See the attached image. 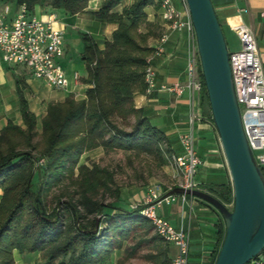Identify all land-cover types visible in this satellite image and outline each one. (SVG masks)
<instances>
[{
    "label": "trees",
    "instance_id": "16d2710c",
    "mask_svg": "<svg viewBox=\"0 0 264 264\" xmlns=\"http://www.w3.org/2000/svg\"><path fill=\"white\" fill-rule=\"evenodd\" d=\"M89 1L17 0L31 11L41 5L63 8L70 14L85 12ZM122 1L106 0L94 13L97 18L118 25L104 48L90 34L83 35L87 75L81 77V82L90 85L86 97L78 100L70 94L63 102L49 103L41 131L24 93L27 85L24 80H17L25 126L9 121L0 133V264H15V250L42 252L45 264H101L115 250L122 249L138 227L150 224L154 229L141 213L143 205L134 209L115 205L120 189L109 169L96 163L78 165L81 154L96 147L162 156L163 144L169 141L165 132L154 126L135 104V95L148 87L147 59L155 51L147 43L150 33L140 32L139 27L147 20V7L160 9V0H135L115 11ZM201 105L203 114L214 123L206 88ZM167 151L172 153L171 148ZM40 166L42 181L34 189ZM67 176L72 178L68 179L70 186H64L56 195L54 206H50V191L65 184ZM211 190L227 206L234 204L232 184ZM109 196H115V200L110 201ZM225 233L223 217L220 240L211 254L212 264ZM145 240L166 243L152 256H163L160 264H172L169 242L157 233Z\"/></svg>",
    "mask_w": 264,
    "mask_h": 264
},
{
    "label": "crops",
    "instance_id": "0c3cea01",
    "mask_svg": "<svg viewBox=\"0 0 264 264\" xmlns=\"http://www.w3.org/2000/svg\"><path fill=\"white\" fill-rule=\"evenodd\" d=\"M103 1L90 0L86 11L77 14H70L65 10L61 21L57 17L56 25L64 30L69 25L75 28L87 25L88 33L100 48H104L105 42L111 39L113 31L118 25L95 16L94 13L101 8ZM133 2V0H124L122 8L131 5ZM175 2L180 5V0H175ZM213 2L221 23L228 26L235 35L237 34L231 26L238 21L252 27L257 37L264 67V0H213ZM19 5L15 10L10 8V13L7 15L9 20L16 14ZM6 6L10 7L8 0H0V14ZM38 8L42 10L41 17L44 19H47L50 13L56 14L52 11L54 8L50 6L38 5ZM244 8L248 11H243ZM151 9L152 6L147 7L148 15H151ZM33 12L36 14L35 9ZM159 45L160 39L151 41V46L155 48V51L149 56L157 72L156 87L152 91L146 89L144 92H138L135 95V104L144 110L145 115L154 126L165 132L172 148L175 152H179L181 150L180 135L191 130L189 123L190 101L187 94L178 97L174 93L161 90L159 86L164 82H184L186 80L185 71L191 45L186 32L176 31L171 33L170 39L164 44L165 51L163 53L156 51ZM23 75H25L26 79L24 80L27 85L24 93L32 111L38 117L39 125L47 113L49 103L63 102L70 95L63 89L49 86L39 87L33 81L32 78L34 77L31 73L25 72L23 74V70L18 69L16 65H10L0 60V133L9 121L25 126L17 90V80L19 78L23 81ZM83 86L86 87L83 95L85 98L86 90L90 85L82 83L78 91H81ZM199 101L202 118L195 127L194 134L202 164L197 173V180L201 182L203 190L213 194L211 192L213 187L221 184H232L231 175L219 133L214 123L203 114L201 98ZM1 194L0 190V200ZM161 205L163 206L162 214L157 210L160 216L169 220L174 226L184 225L189 228L191 257L196 256L200 264H210L212 261L211 254L220 240L219 230L223 223V217L219 211L197 197L187 198L185 195H175V198L170 202L164 201ZM169 248V255L173 261L177 248L172 243H169ZM14 256L15 264H38L37 255L31 256L26 252L15 250Z\"/></svg>",
    "mask_w": 264,
    "mask_h": 264
},
{
    "label": "built area",
    "instance_id": "2783aa9c",
    "mask_svg": "<svg viewBox=\"0 0 264 264\" xmlns=\"http://www.w3.org/2000/svg\"><path fill=\"white\" fill-rule=\"evenodd\" d=\"M242 10L248 11L246 8ZM160 11L165 30L156 51L158 53L165 51L164 44L175 31L186 32L191 45L186 64V80L164 82L159 86L161 90L174 93L178 97L187 94L190 101L191 130L180 135L181 150L171 156L172 164L179 176L177 186L203 190L201 182L197 180L202 158L196 148L194 129L202 118L199 99L206 86L195 27L187 0H180V5H177L175 0H160ZM9 13L10 7L6 6L0 14V60L10 65L25 66L34 78L43 80L51 88L77 94L82 84L81 75L75 72L70 76L61 62L65 54V30L56 25V14L50 13L48 18L44 19L29 10L25 4L19 5L16 14L10 20L7 18ZM231 28L240 41V48L230 51L236 97L249 145L257 163L264 171V67L261 53L252 27L238 21L232 24ZM156 77V69L148 57L145 74L148 91L156 87ZM40 163L42 164L43 160ZM165 192L161 184L149 185L144 201L140 204L144 206L141 213L152 222L157 234L176 246L177 251L172 264H190L189 228L184 225L174 226L157 213L158 207L164 201L170 202L175 198V195L165 196ZM247 264H264V249Z\"/></svg>",
    "mask_w": 264,
    "mask_h": 264
},
{
    "label": "water",
    "instance_id": "95a60500",
    "mask_svg": "<svg viewBox=\"0 0 264 264\" xmlns=\"http://www.w3.org/2000/svg\"><path fill=\"white\" fill-rule=\"evenodd\" d=\"M201 69L231 175L234 205L205 190L172 188L165 196L192 195L223 215L226 233L214 264H247L264 249V171L249 145L236 97L228 42L213 0H187Z\"/></svg>",
    "mask_w": 264,
    "mask_h": 264
},
{
    "label": "rangeland",
    "instance_id": "374dc122",
    "mask_svg": "<svg viewBox=\"0 0 264 264\" xmlns=\"http://www.w3.org/2000/svg\"><path fill=\"white\" fill-rule=\"evenodd\" d=\"M105 1L106 0H104L103 3ZM123 1L114 9L115 11H120L122 9ZM8 4L12 10H15L18 2L17 0H8ZM35 11L37 16L41 17L42 10L38 8V5L35 6ZM52 11L56 12L60 21L63 19L65 9L54 8ZM159 11L160 9L152 7L151 15H148L147 20L139 27L140 32L150 33L151 36L147 41L149 45H151V41L159 40L161 34L165 30L164 22ZM148 23H152V25H149ZM86 26L87 25H81L79 28H75L72 27V25H69L65 30V54L62 57L61 62L64 65L66 71L69 72L70 76H72L75 72L79 73L81 76L87 75V66L83 60V35L88 33V27ZM222 27L228 42L229 50L233 51L235 49H239L240 41L237 35L230 31L228 26L222 24ZM16 66L21 71L23 70V74L25 72L30 73V71L25 68V66ZM24 79H26L25 75H23V80ZM32 79L39 85V87L43 88L47 86L46 83L41 79ZM24 82L26 81L24 80ZM85 88L86 87L83 86L81 91H78L77 94H74L76 99L79 100L83 98ZM38 129L40 131L42 130V120L41 124H38ZM162 148L164 151L161 156L148 152L128 151L122 149L107 151L103 147H96L86 150L84 153H82L78 165L86 164L88 166H92L96 163L109 169V171L113 174L115 185L120 189V199L114 201L115 196H109L108 199L110 201L113 200L115 205H119L126 209H134L137 205L143 203L146 195V189L149 185L161 184L164 191L171 190L174 186L178 185L179 176L171 160V156L173 153H175V150L172 148L169 141L168 143H164ZM168 148L172 149V153L167 151ZM165 150L167 152H165ZM78 165L74 170L75 175L78 173ZM40 168L41 166L38 167V170L35 173L33 181L34 189H36L42 181L43 171H41ZM64 179H67L65 184L62 186H55L50 191L48 196V203L50 206H54L56 202V195L65 188L64 186H70L68 179H72L71 176H67ZM232 206L233 205H229L230 208H232ZM162 207L163 206L160 205L158 208L160 214H162ZM150 226L151 225L149 224L146 227H138L131 234V237L124 242L123 248L115 250L113 255L106 262L101 264H160L161 259H164V257H154L152 255L157 253L159 248H164L166 243L159 242L157 240H145L152 239L156 235L155 230ZM138 244L139 246L137 249L133 251L132 249ZM25 252L31 256L37 255V263L45 264L46 259L42 252ZM198 260L199 259L196 256H192L190 264H200Z\"/></svg>",
    "mask_w": 264,
    "mask_h": 264
}]
</instances>
